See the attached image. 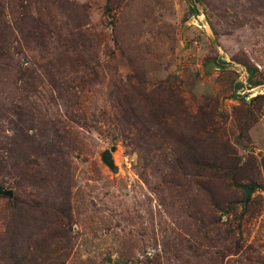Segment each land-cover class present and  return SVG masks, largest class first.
I'll return each instance as SVG.
<instances>
[{"label":"rangeland","instance_id":"rangeland-1","mask_svg":"<svg viewBox=\"0 0 264 264\" xmlns=\"http://www.w3.org/2000/svg\"><path fill=\"white\" fill-rule=\"evenodd\" d=\"M257 81L264 0H0V264H264Z\"/></svg>","mask_w":264,"mask_h":264},{"label":"water","instance_id":"water-1","mask_svg":"<svg viewBox=\"0 0 264 264\" xmlns=\"http://www.w3.org/2000/svg\"><path fill=\"white\" fill-rule=\"evenodd\" d=\"M215 64L214 63H210L207 67H206V72H211L214 68ZM115 150V148H112L111 150H106L105 152H103L102 154V160L103 163L111 170H114L116 168L115 166V161L113 159V155L112 152ZM252 189L251 188H244V192H245V202H247L250 193H251ZM5 196L8 197H12V192L10 191H5L4 192Z\"/></svg>","mask_w":264,"mask_h":264},{"label":"trees","instance_id":"trees-1","mask_svg":"<svg viewBox=\"0 0 264 264\" xmlns=\"http://www.w3.org/2000/svg\"><path fill=\"white\" fill-rule=\"evenodd\" d=\"M190 3H191V1H190ZM189 15L190 16H195V15L197 16V15H199L198 14V10L196 9V7L194 5H190ZM247 70L249 72H251V76L250 77H252V76H254L256 74V70L254 68H248L247 67ZM254 85H256V87H262V86H264V84L262 82H259V81L255 82ZM261 98H264V95H262ZM256 99H259V98H257V97L254 98V100H256ZM249 187L251 189H253V190L256 189V185H254V184H250ZM3 194H4V189L0 186V195H3Z\"/></svg>","mask_w":264,"mask_h":264},{"label":"built area","instance_id":"built-area-1","mask_svg":"<svg viewBox=\"0 0 264 264\" xmlns=\"http://www.w3.org/2000/svg\"><path fill=\"white\" fill-rule=\"evenodd\" d=\"M257 88H259V87H257Z\"/></svg>","mask_w":264,"mask_h":264}]
</instances>
